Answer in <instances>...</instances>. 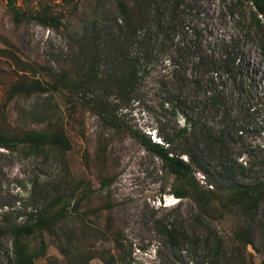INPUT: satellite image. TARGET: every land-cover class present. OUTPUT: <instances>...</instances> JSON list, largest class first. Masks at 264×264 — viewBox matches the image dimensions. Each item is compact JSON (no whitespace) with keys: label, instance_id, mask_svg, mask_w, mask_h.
<instances>
[{"label":"rangeland","instance_id":"obj_1","mask_svg":"<svg viewBox=\"0 0 264 264\" xmlns=\"http://www.w3.org/2000/svg\"><path fill=\"white\" fill-rule=\"evenodd\" d=\"M16 2L59 23L15 24L0 0V132L58 133L69 147H0V264H12L9 228L49 203L63 216L42 231L46 250L34 264H103L108 256L117 264H264V39L245 1L182 0L173 9L172 0H144L133 18L136 36L118 45L134 62L135 83L128 102L108 91L113 125L65 89L12 97L7 90L20 79L49 80L46 74L79 79L88 57L105 84L123 65L113 55L118 47L103 35L96 55L85 57L81 35L92 20L121 32L115 1ZM227 55L233 64L223 62ZM136 135L189 161L187 180L200 189L258 187L253 215L214 199L198 218L190 195H172L183 181ZM246 225L253 246L233 238Z\"/></svg>","mask_w":264,"mask_h":264},{"label":"trees","instance_id":"obj_2","mask_svg":"<svg viewBox=\"0 0 264 264\" xmlns=\"http://www.w3.org/2000/svg\"><path fill=\"white\" fill-rule=\"evenodd\" d=\"M16 1L6 0V8L15 24H19L26 18H31L43 25H58L59 19L56 15L51 14L47 10H28L26 13ZM114 1L123 22L121 32H106L101 26H98L95 20H92L85 27L81 35L80 49L84 53L83 56L96 55V51L94 50L100 45L103 35L108 37L110 47L113 48L125 43L127 37L132 38L136 36L137 26L133 18L135 16V10L140 8L144 0ZM243 1H245L249 8L246 16L254 27V31L260 33L264 39V0ZM181 2L182 0H172L173 9L177 8ZM161 3L167 4L169 2L168 0H161ZM120 50L121 48L118 47V51L113 53V55L115 58L118 57L117 62L123 64L120 67H124V69L121 70L120 67H115L114 70H111L112 75L104 81L105 84H102V81H99L97 78L96 70L92 64V57H88L85 69L79 75V79L72 80L65 73H61L59 75L46 74L49 80L44 81H40L39 79H32L29 82L21 79L16 80L11 83L7 90L8 97L21 93L43 92L48 89H65L80 95L79 100L83 105L98 114L104 121L113 125L115 123L113 120L116 104L108 100V91L111 89L114 91L116 101L128 102L131 99L135 83L134 62L130 61L128 63L125 53ZM234 59L235 56L227 55L223 62L230 65L233 64ZM184 129L182 128L181 130L184 131ZM137 138L145 149L154 153L162 161L166 170L175 179L183 181L181 186L178 185L172 190V195L178 198L190 195L197 203L199 210L198 218L202 217V213L207 212L214 199H217L221 207L226 209V211L242 213L245 216L253 215L260 197L258 187L250 185H227L226 187H218L215 184L213 186L210 184L213 190L208 188L200 189L196 186L198 184L187 180L188 173L191 171L189 161L182 160L178 154L172 153L166 146L163 147L158 142L150 141L148 137L137 136ZM20 142L33 148L50 145L66 150L69 147L67 139L58 133L33 130L24 133L21 137H15L0 132V147L8 149L10 145ZM183 153L190 157L189 151L185 150ZM184 180H186L185 183ZM52 204L49 203L38 210L33 218L9 228L8 232L11 237L10 259L12 264H34L37 258L44 256L46 244L42 236V231L63 216V209L54 210ZM252 231V227L248 225L238 226L233 231V238L237 242L253 246ZM32 240H35L37 244L31 245ZM113 259V256H108L102 259V263L117 264V261H113Z\"/></svg>","mask_w":264,"mask_h":264}]
</instances>
